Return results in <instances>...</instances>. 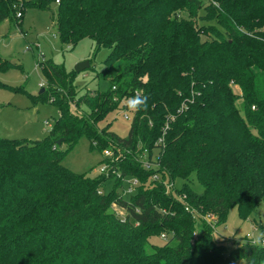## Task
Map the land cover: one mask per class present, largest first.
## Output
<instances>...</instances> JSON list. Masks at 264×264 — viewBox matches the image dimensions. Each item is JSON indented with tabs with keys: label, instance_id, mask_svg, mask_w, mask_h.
Here are the masks:
<instances>
[{
	"label": "trees",
	"instance_id": "16d2710c",
	"mask_svg": "<svg viewBox=\"0 0 264 264\" xmlns=\"http://www.w3.org/2000/svg\"><path fill=\"white\" fill-rule=\"evenodd\" d=\"M28 8L52 12L63 45L109 50L99 76L111 88L77 98L75 71L40 63L38 98L59 117L44 140L0 138V264H264V247L228 251L216 231L232 209L247 221L264 204V0H0V25L17 26ZM137 94L150 97L147 111L128 110ZM118 111L133 117L127 138L99 127ZM82 137L101 153L121 149L109 175L63 166ZM125 177L140 183L129 199ZM113 207L125 216H108Z\"/></svg>",
	"mask_w": 264,
	"mask_h": 264
},
{
	"label": "rangeland",
	"instance_id": "374dc122",
	"mask_svg": "<svg viewBox=\"0 0 264 264\" xmlns=\"http://www.w3.org/2000/svg\"><path fill=\"white\" fill-rule=\"evenodd\" d=\"M36 1V0H25ZM54 9H56L54 7ZM22 11V12H21ZM20 24L13 25L7 20L0 25V58L9 61L12 67L0 70V138L10 140L41 141L47 138L49 131L59 117L55 105L39 100L41 91L46 89L47 83L40 63L53 61L64 67L67 72L75 71L78 64L91 61V69L78 74L76 86L80 98L87 92H108L111 83L108 78L99 76L105 69L104 61L110 54L107 49L96 52L95 42L85 39L72 49L63 45L57 37V26L52 12L28 8ZM22 15L17 18H21ZM236 94H241L239 87L233 88ZM34 97V98H33ZM237 107L245 116V107L242 100ZM76 112H80L74 107ZM84 110V109H83ZM130 113L118 111L110 114L106 120L99 124L101 129L111 127V131L121 138H127L132 124ZM63 150L67 145L62 146ZM110 149V148H109ZM156 153V152H155ZM112 159L117 155L114 153ZM113 160H106V155L98 150H92L87 137H82L78 144L70 150L63 160V166L77 174H89L91 178L101 176V170ZM119 177V171L114 174ZM133 178L125 177L123 187L119 190L129 199L133 194L129 192V183ZM183 180H174L172 187L181 188ZM115 186V178L109 179L103 187L104 194H110ZM191 186L197 193H203L204 188L196 180ZM139 187V186H138ZM120 216L125 213L113 207ZM264 204L252 214L247 221L240 218L238 208L230 211L225 225L217 227L216 231L229 238L228 251H232L238 244L245 241L256 240L264 233ZM167 236L154 237L151 243L161 246Z\"/></svg>",
	"mask_w": 264,
	"mask_h": 264
},
{
	"label": "built area",
	"instance_id": "2783aa9c",
	"mask_svg": "<svg viewBox=\"0 0 264 264\" xmlns=\"http://www.w3.org/2000/svg\"><path fill=\"white\" fill-rule=\"evenodd\" d=\"M58 3H59V1H58ZM22 14L21 13H19L18 14V16L20 17ZM156 152V153H155ZM154 153V160H156L157 161V159H155V158H157L156 156L159 154V151H155ZM114 150L113 149H107V150H105L104 151V154L106 155V160H113V162H115V161H118L120 158H122V152H121V149L120 148H118V152L117 153H115L116 155H117V157L115 158V159H112L113 158V156H115L114 155ZM112 162V163H113ZM139 162L143 165V167L144 168H146V169H149V168H156L157 167V165H155V164H153L152 162H150L149 160H148V153H143V154H141V155H139ZM111 166L112 165H110V164H106V166L101 170V174L102 175H109L110 174V171H111ZM113 174H115V173H117V171H113L112 172ZM120 176V175H119ZM160 179V177H159V175H155L154 176V180H159ZM131 180V179H130ZM132 182H130L129 181V183L131 184V185H129V187H130V189H129V192H131V194H133V191L140 185V183H139V181L137 180V179H132L131 180ZM173 185H169L168 187H169V189H172L173 187H172ZM136 191V190H135ZM165 238L166 237V235H162V238Z\"/></svg>",
	"mask_w": 264,
	"mask_h": 264
},
{
	"label": "clouds",
	"instance_id": "9594fccd",
	"mask_svg": "<svg viewBox=\"0 0 264 264\" xmlns=\"http://www.w3.org/2000/svg\"><path fill=\"white\" fill-rule=\"evenodd\" d=\"M142 92V90H139ZM150 97L148 95L137 94L129 98L127 108L130 112H143L148 109V101ZM253 243L257 246L264 247V233L260 234V237L253 240Z\"/></svg>",
	"mask_w": 264,
	"mask_h": 264
},
{
	"label": "water",
	"instance_id": "95a60500",
	"mask_svg": "<svg viewBox=\"0 0 264 264\" xmlns=\"http://www.w3.org/2000/svg\"><path fill=\"white\" fill-rule=\"evenodd\" d=\"M90 68V61H85V62H82V63H80V64H78L77 65V67L75 68V72L77 73V74H80V73H82V72H84V71H87L88 69ZM45 91V89H43L42 91H41V93H43ZM64 144V140H60L59 142H58V145L59 146H62ZM115 210L112 208V209H110L108 212H107V215L108 216H113V215H115Z\"/></svg>",
	"mask_w": 264,
	"mask_h": 264
}]
</instances>
